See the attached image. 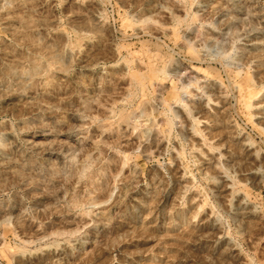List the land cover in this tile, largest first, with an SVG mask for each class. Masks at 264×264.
<instances>
[{"label": "rangeland", "instance_id": "rangeland-1", "mask_svg": "<svg viewBox=\"0 0 264 264\" xmlns=\"http://www.w3.org/2000/svg\"><path fill=\"white\" fill-rule=\"evenodd\" d=\"M0 264H264V0H0Z\"/></svg>", "mask_w": 264, "mask_h": 264}]
</instances>
